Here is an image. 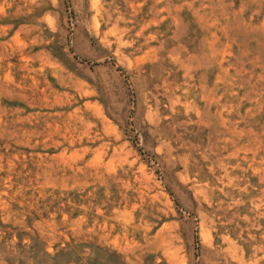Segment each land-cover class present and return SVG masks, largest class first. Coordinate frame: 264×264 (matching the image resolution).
<instances>
[{
  "label": "rangeland",
  "instance_id": "1",
  "mask_svg": "<svg viewBox=\"0 0 264 264\" xmlns=\"http://www.w3.org/2000/svg\"><path fill=\"white\" fill-rule=\"evenodd\" d=\"M0 264H264V0H0Z\"/></svg>",
  "mask_w": 264,
  "mask_h": 264
},
{
  "label": "bare ground",
  "instance_id": "2",
  "mask_svg": "<svg viewBox=\"0 0 264 264\" xmlns=\"http://www.w3.org/2000/svg\"><path fill=\"white\" fill-rule=\"evenodd\" d=\"M96 4V3H95Z\"/></svg>",
  "mask_w": 264,
  "mask_h": 264
}]
</instances>
